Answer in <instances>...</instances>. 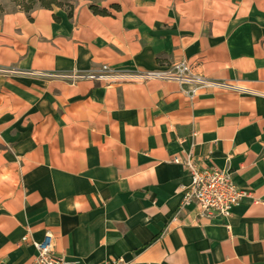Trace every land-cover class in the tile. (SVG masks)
<instances>
[{
    "label": "crops",
    "instance_id": "obj_1",
    "mask_svg": "<svg viewBox=\"0 0 264 264\" xmlns=\"http://www.w3.org/2000/svg\"><path fill=\"white\" fill-rule=\"evenodd\" d=\"M89 5L0 16V68L19 72L0 73V264H32L47 232L69 264H264V0ZM181 60L234 88L188 101L174 81L23 73ZM174 158L229 170L259 202L210 219L182 210L191 179Z\"/></svg>",
    "mask_w": 264,
    "mask_h": 264
},
{
    "label": "built area",
    "instance_id": "obj_2",
    "mask_svg": "<svg viewBox=\"0 0 264 264\" xmlns=\"http://www.w3.org/2000/svg\"><path fill=\"white\" fill-rule=\"evenodd\" d=\"M1 74H17L12 68H0ZM30 76H45L59 79L71 84L79 81L94 83L119 84L146 82L151 79L174 81L180 86V92L188 101H193L199 90L204 88L231 89L234 86L223 82L204 78L196 74L192 67L185 61L173 63L163 70L158 71H118L103 64L94 70L86 72H23ZM175 164L184 163L190 175L191 183L182 192L181 209L196 204L202 218L210 219L214 216L229 217L233 208L248 199L253 203L259 202L251 193L239 187L229 170H222L215 166L199 168L191 158L181 162L178 158L172 160ZM27 238H22L26 242ZM31 245L36 250L32 264H69L64 256L57 255L53 249V237L47 232L41 241H32ZM116 260L106 264H121Z\"/></svg>",
    "mask_w": 264,
    "mask_h": 264
},
{
    "label": "trees",
    "instance_id": "obj_3",
    "mask_svg": "<svg viewBox=\"0 0 264 264\" xmlns=\"http://www.w3.org/2000/svg\"><path fill=\"white\" fill-rule=\"evenodd\" d=\"M94 1L98 2L100 0ZM12 4L13 10H20L27 15L36 8L52 9L53 7H58L64 9L69 16H71L73 10L72 0H12ZM89 8L92 13L96 15L107 16L110 14L105 9H101L97 4L90 3ZM112 8L117 10L118 6L114 5ZM5 12L4 7L0 4V16H2Z\"/></svg>",
    "mask_w": 264,
    "mask_h": 264
},
{
    "label": "rangeland",
    "instance_id": "obj_4",
    "mask_svg": "<svg viewBox=\"0 0 264 264\" xmlns=\"http://www.w3.org/2000/svg\"><path fill=\"white\" fill-rule=\"evenodd\" d=\"M101 1V0H100ZM73 2V0H72ZM91 4H97L98 2L97 1H94V0H90L89 1ZM3 7H4V10H9V9H13V4H12V0H5L2 4H1ZM182 61V60H181ZM180 62V61H178ZM176 63V62H175ZM173 64V63H172ZM171 64V65H172ZM170 66V65H169ZM180 87V86H179Z\"/></svg>",
    "mask_w": 264,
    "mask_h": 264
}]
</instances>
